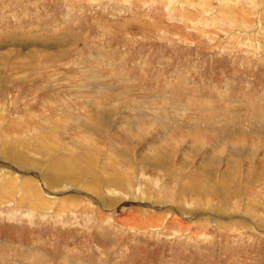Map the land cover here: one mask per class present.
Segmentation results:
<instances>
[{"label":"rangeland","instance_id":"obj_1","mask_svg":"<svg viewBox=\"0 0 264 264\" xmlns=\"http://www.w3.org/2000/svg\"><path fill=\"white\" fill-rule=\"evenodd\" d=\"M233 2L0 0V264H264V0Z\"/></svg>","mask_w":264,"mask_h":264},{"label":"bare ground","instance_id":"obj_2","mask_svg":"<svg viewBox=\"0 0 264 264\" xmlns=\"http://www.w3.org/2000/svg\"><path fill=\"white\" fill-rule=\"evenodd\" d=\"M200 1V0H199ZM209 1H211V0H209ZM221 1V3H224V5H223V8L224 9H227V13H229V14H234L235 12H233L236 8H237V6L234 4V2H233V0H220ZM229 1H230V3H229ZM204 2V1H203ZM241 2V1H240ZM202 3V2H201ZM205 3H206V1H205ZM204 3V4H205ZM220 3V4H221ZM256 3H258V2H256ZM203 4V3H202ZM207 4V3H206ZM238 5V4H237ZM256 5H258V4H256ZM207 6V5H206ZM208 7V6H207ZM221 12V11H220ZM228 14V15H229ZM224 15V14H223ZM245 15V14H244ZM223 17H225V16H223ZM215 18V17H214ZM224 19V18H223ZM246 20V19H245ZM219 23V22H218ZM225 25V24H224ZM221 27V26H220ZM8 155H10V156H12V154L10 153V154H8ZM22 158V157H21ZM18 160V159H17ZM21 161V160H20ZM20 161H19V163H20ZM65 167V166H64ZM55 169V168H54ZM57 169V168H56ZM60 169V168H59ZM69 169V168H68ZM5 171V170H4ZM63 172V171H62ZM2 173H4V175H6V173L5 172H2ZM58 173H59V171H58ZM71 173V172H70ZM68 174V173H67ZM46 176V175H45ZM60 176V175H59ZM10 177L11 176H8L7 175V177H2V182H0V184L2 185V186H5V184L7 185L8 183H9V180H10V182H11V179H10ZM56 178V177H55ZM99 179V178H98ZM1 180V179H0ZM52 180H54V182H56V179H52ZM64 180V179H63ZM73 180V179H72ZM59 181V180H58ZM66 181V180H65ZM54 182L53 181H51V183L49 182V180L47 179V181H46V184L48 185V187L50 188H54V186L55 185H57V183H55V185L53 186V184H54ZM3 183V184H2ZM61 183V182H60ZM107 183V182H106ZM11 184V183H10ZM23 184V185H22ZM43 184V183H42ZM101 184H103V183H101ZM95 185V184H94ZM100 185V184H99ZM61 186H63V183H61L60 184V187ZM66 186V185H65ZM64 186V187H65ZM97 186V185H96ZM45 187H47V186H45ZM47 187V188H48ZM11 188V187H10ZM21 188H22V199L23 200H26L29 196H32V198L30 199L31 201H30V204L31 205H34L35 204V201H36V199H37V197L35 196V194H34V190L31 188V182L29 181V180H26V179H23L22 181H21ZM68 188V187H67ZM67 190H72L71 189V187H69ZM49 192V191H48ZM88 194V193H87ZM86 194V195H87ZM73 194H69V196H65V197H63L62 195V197H60L59 198V200H57V201H55L54 199V197H52V201L54 202H57V207H59V208H61V207H64V205L66 204V203H68V204H75V200H77V198L76 197H74V196H72ZM95 196V195H94ZM35 197H36V199H35ZM85 197V196H84ZM86 197H88V196H86ZM82 198V197H81ZM88 199V198H87ZM93 200V199H92ZM37 201L38 202H40V200H38L37 199ZM47 201V200H46ZM95 201V200H94ZM50 202H51V200H50ZM112 203V202H111ZM93 204V203H92ZM113 204V203H112ZM123 205H118V207L120 206V208H117L118 209V212L117 213H120L121 215H120V217L118 218V219H123L124 217H125V215H126V213H127V208L128 207H126L127 205L126 204H124V203H122ZM39 208L40 209H47L48 207H50V205L51 204H46V205H44L43 206V204L42 203H39ZM124 205H126V206H124ZM116 206V205H115ZM89 207H90V205H89ZM131 211V210H130ZM114 212V211H113ZM129 212V211H128ZM135 213V212H134ZM136 214V213H135ZM117 215V214H116ZM128 215V214H127ZM170 215V214H169ZM117 217V216H116ZM138 218V217H137ZM128 219V218H127ZM131 220V219H130ZM134 222V221H133ZM228 223H230V222H228ZM239 223V222H238ZM240 224V223H239ZM213 225V224H212ZM232 225V224H231ZM219 226V225H218ZM221 226V225H220ZM223 226V225H222Z\"/></svg>","mask_w":264,"mask_h":264}]
</instances>
